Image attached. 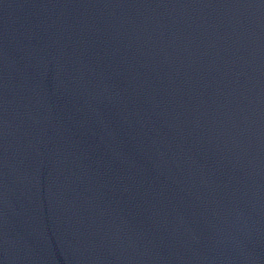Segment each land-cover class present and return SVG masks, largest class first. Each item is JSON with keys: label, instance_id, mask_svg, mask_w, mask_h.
<instances>
[{"label": "water", "instance_id": "water-1", "mask_svg": "<svg viewBox=\"0 0 264 264\" xmlns=\"http://www.w3.org/2000/svg\"><path fill=\"white\" fill-rule=\"evenodd\" d=\"M0 264H264V0H0Z\"/></svg>", "mask_w": 264, "mask_h": 264}]
</instances>
